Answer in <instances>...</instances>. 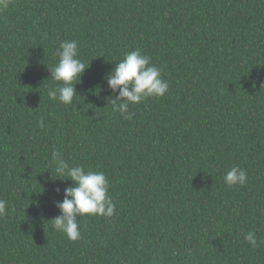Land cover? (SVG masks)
I'll list each match as a JSON object with an SVG mask.
<instances>
[{"label": "trees", "instance_id": "obj_1", "mask_svg": "<svg viewBox=\"0 0 264 264\" xmlns=\"http://www.w3.org/2000/svg\"><path fill=\"white\" fill-rule=\"evenodd\" d=\"M71 40L89 65L66 105L47 92L61 86L49 68ZM133 50L168 91L124 119L105 76ZM53 151L103 172L116 205L111 217H77V241L50 227L72 186ZM234 165L247 181L229 187ZM0 199V264H264V0H10Z\"/></svg>", "mask_w": 264, "mask_h": 264}, {"label": "clouds", "instance_id": "obj_2", "mask_svg": "<svg viewBox=\"0 0 264 264\" xmlns=\"http://www.w3.org/2000/svg\"><path fill=\"white\" fill-rule=\"evenodd\" d=\"M10 0H0V8H7ZM58 62L49 68L52 79L61 82L59 87H50L47 95L50 100H59L71 104L76 95L74 85L79 82L86 66L78 57V45L75 40L62 41L56 49ZM107 85L115 98L109 97L114 111L124 119H130V104H139L148 97H162L168 91L167 81L161 78V70L151 65L149 58L139 50L125 54L105 76ZM41 127L43 123L41 122ZM56 177L70 179L72 186L64 189L62 201L56 202L60 215L52 218L51 229L62 232L71 241L80 239L77 217L83 215L111 217L116 205L108 194L109 181L103 172L86 171L82 166L70 167L58 151L52 153ZM227 186L243 185L247 181V172L238 165L232 166L223 177ZM6 201L0 199V216L6 214ZM245 241L252 248L258 247L255 232H248Z\"/></svg>", "mask_w": 264, "mask_h": 264}]
</instances>
